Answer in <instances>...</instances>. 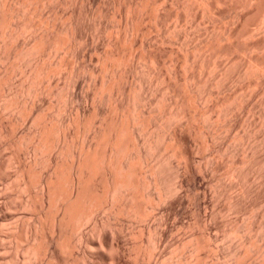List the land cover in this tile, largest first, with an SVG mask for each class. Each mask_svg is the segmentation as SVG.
<instances>
[{"label":"bare ground","instance_id":"1","mask_svg":"<svg viewBox=\"0 0 264 264\" xmlns=\"http://www.w3.org/2000/svg\"><path fill=\"white\" fill-rule=\"evenodd\" d=\"M94 1L64 0L73 6L64 20L47 14L59 10L61 0H0V153L7 155L0 156V264H264V215L254 212L262 195L257 199L258 191L248 185L264 165L262 147L252 144L259 123L250 113L257 109L246 102L245 89L238 94L234 87L237 80L247 83L242 87L264 88V0H167L185 11L175 14L177 21L192 16L196 25L197 17H205L216 26L235 20V28L207 33L192 47L184 34L179 59L185 77L181 61L174 60L178 55L166 68L140 33L134 36L147 9L154 22L149 29L163 31L159 0L151 10L139 0H126L125 7L115 2L122 13H116L120 20L114 17L119 21L113 39L105 36L113 41L107 43L111 49L93 48L102 68L88 61L83 44L96 37L84 30L78 5ZM243 37L253 41L244 44ZM135 46L144 52L137 55ZM237 50L248 54L245 64L237 61ZM218 57L231 59L230 71L216 65ZM85 76L94 92L81 96ZM88 99L98 104L88 108ZM239 111L251 116L243 119V135L235 131ZM222 138L234 145L220 143ZM208 176L215 200L227 201L223 207L216 201L206 219L200 216L207 192L200 191ZM224 178L242 198L228 194ZM13 189L18 202L6 198ZM187 203L198 212L199 232L181 241L173 230L195 226L178 221ZM18 209L32 219L14 218ZM229 212L237 218L219 221ZM234 237L232 246L219 244Z\"/></svg>","mask_w":264,"mask_h":264},{"label":"rangeland","instance_id":"2","mask_svg":"<svg viewBox=\"0 0 264 264\" xmlns=\"http://www.w3.org/2000/svg\"><path fill=\"white\" fill-rule=\"evenodd\" d=\"M62 2H61V4H60V6H61V8H59V10L58 9H56V10H50V9H47V14H50V16H57L58 17V19H61L62 17H64V20H65V16H66V18L69 16L68 14H69V12H71L72 11V9H73V6H72V4H65L64 5V3H63V1L64 0H61ZM117 1H119V0H98V2H97V0L96 1H94L93 2V4L95 5L96 4V6H94L92 3L90 4H87V3H84V6L83 5H78V7L79 8H81V12H83L82 14H86L87 13V11H88V15H89V17L87 16V17H85L86 15L84 14V16H83V21H84V23H82V25H83V28H84V30L86 31V33H87V35H89V36H91V38H93V37H96V38H93V39H89L90 40V42H89V40L86 42V43H88V44H83V49H84V51H86V58H87V60L88 61H91V58L94 60L93 61V64L94 65H96L98 68L100 67V68H102V66H101V64L99 63L98 64V62L95 60L96 58H97V54L96 53H94V51H93V48L95 47V45H99L101 48H102V51H105V50H109V48H110V46L108 47V44L112 41V39H113V36H111V34L113 33V34H115L116 33V29L118 30V28H117V26L118 25H116V24H118L117 22L120 20V18H118V15L117 14H121L122 13V11H118L119 10V8H117V6L114 4L115 2H117ZM123 4H124V7H125V4H126V2L127 3H129V1L130 0H120ZM150 1V2H149ZM155 1H157V0H139V2H141V3H147V5H148V7L147 8H149L150 10L153 8V7H155V4H154V2ZM235 1V0H234ZM96 2V3H95ZM159 2V3H158ZM157 2V6L159 5V8L158 9H160V15H161V19L164 21V29L165 30H167V31H165L163 28V31H160V30H157L156 31V29H154V28H152L153 30H151V29H149V28H151V26H153L154 25V22L150 19V17H149V10H148V12H147V10H146V12H142L141 13V15H140V19H144L143 21L142 20H140L139 21V23H138V27L140 28V31L138 30V29H136V31L134 32V36H135V34L136 35H138L139 33V38L141 39V40H143L144 41V43L146 42V44H150V46L152 47V49L154 50V51H156L158 54H160L161 56H162V59H163V61L165 62V65H166V68H169V66L173 63V62H175L174 60H180L179 58H181L182 56L181 55H183V54H181V53H184V51H182L183 50V48H181L182 47V42L184 41V39H185V37L188 35V34H190L188 37H187V39H188V41H189V39H190V41H189V47H192L193 45H197V44H201L202 43V41H203V38H205L206 37V35H207V33H215V34H223L224 33V31H225V29L226 28H235V20H231V19H223L222 21H219V22H217L216 24V26H214V22L213 21H209V20H207L205 17L204 18H201V17H197V24L195 25V23H194V21L192 22V19L194 18H192V16H189V17H191V18H188V19H185V20H181V21H177V19L175 18V14L179 11V13H181V14H183L185 11H184V9H178V7H173V9H175V10H173L172 9V7H170L169 5V7L167 6V3L169 2H167V0H166V4H165V2H164V0H159ZM163 2V3H162ZM237 2L235 1V3H233L234 5L236 4ZM164 4V5H163ZM168 4H170V3H168ZM90 5H93V7L92 6H90ZM162 5V6H161ZM87 6H88V8H89V10H91L92 9V11H89V10H87L88 8H87ZM161 6V7H160ZM230 6H231V4H230ZM85 7V8H84ZM92 7V8H91ZM96 8V10H95V8ZM103 7V8H102ZM106 7V8H105ZM123 7V8H124ZM233 7V6H232ZM91 8V9H90ZM113 8V9H112ZM170 8V9H169ZM101 9V10H100ZM116 9V10H115ZM104 10V11H103ZM238 10V9H237ZM53 11H55V13L53 12ZM57 11H58V13H57ZM96 11V13L94 14V12ZM100 11H102V16H101V14H100ZM116 11H118V12H116ZM239 12L238 13H241V14H245L247 11H246V9H239L238 10ZM98 12V13H97ZM119 12H121V13H119ZM231 12L233 13V12H235L234 11V9H232L231 10ZM58 14V15H54V14ZM94 15H93V14ZM106 13V14H105ZM113 13H115V15L113 14ZM117 13V14H116ZM123 13H124V11H123ZM53 14V15H52ZM64 14H65V16H64ZM97 14H98V16H100V17H97ZM142 14H143V16H142ZM63 15V16H62ZM68 15V16H67ZM108 15V16H107ZM116 15H117V17H116ZM105 16H106V18H105ZM145 16V17H144ZM174 16V17H173ZM56 17V18H57ZM114 17H116V18H118L117 19V22H116V18H114ZM144 17V18H143ZM102 18H104V19H102ZM92 19V20H91ZM95 19V20H94ZM99 19H100V21H99ZM102 19V20H101ZM175 19V20H174ZM63 21V20H62ZM105 23H104V22ZM188 21V22H187ZM60 22V21H59ZM86 22V23H85ZM178 22H179V25H178ZM181 22V23H180ZM91 23V24H90ZM103 25H102V24ZM141 23V24H140ZM177 23V24H176ZM192 23H194V26H193V24ZM102 26V27H100V26ZM147 25V26H146ZM176 25V26H175ZM177 25H178V27H177ZM92 26H94V28L92 27ZM114 26H115V28L116 29H114ZM180 26V27H179ZM182 26V27H181ZM197 26V27H196ZM200 26V27H199ZM257 25H253L252 26V29H257V27H256ZM91 27V28H90ZM99 27V30H100V32H99V30L97 29ZM105 27L107 28V27H109V29L107 28L106 29V31L104 30L105 29ZM104 28V29H103ZM87 29V30H86ZM102 29V30H101ZM91 30V31H90ZM97 30V31H96ZM103 30H104V32H103ZM109 30V31H108ZM114 30V31H113ZM149 30H151V31H149ZM88 31V32H87ZM96 31V32H95ZM101 31H102V33H104V35L103 34H101ZM112 31V32H111ZM138 31V32H137ZM159 31V32H158ZM211 31V32H210ZM99 32V33H98ZM108 32V33H107ZM161 32V33H160ZM89 33V34H88ZM93 33H95V34H93ZM99 34L98 36H95L96 34ZM109 33H110V35H109ZM187 33V35L185 36L184 34H186ZM92 34V35H91ZM160 34V35H159ZM183 34V36H181ZM107 35H109V36H111L112 37V39H111V37H109L108 39L106 38L107 37ZM163 35V36H162ZM165 35V36H164ZM180 35V37H181V40H180V37H178ZM106 36V37H105ZM167 36L169 37V38H167ZM185 36V37H184ZM162 37V38H161ZM183 37V38H182ZM110 39H111V41H110ZM242 39V38H241ZM240 39V41H242L244 44H246V43H248V42H250V41H248V42H246L247 40H249V39H247V38H245L244 39V37H243V39L241 40ZM255 40H257L256 38H254ZM95 40V41H94ZM108 40V41H107ZM162 40H164V41H162ZM166 40V41H165ZM177 40V41H176ZM202 40V41H201ZM246 40V41H245ZM110 41V42H109ZM178 41H180L179 43H178ZM253 41V40H252ZM251 41V42H252ZM109 42V43H108ZM113 42V41H112ZM199 42H201V43H199ZM91 43V44H90ZM108 43V44H107ZM127 43H129V42H127ZM191 43V44H190ZM230 43V41L228 42L227 40H226V42L225 41H223V44L224 45H222V46H225V44H229ZM107 44V45H106ZM222 44V43H221ZM178 45V46H177ZM243 45V44H242ZM127 47V46H126ZM136 48L133 50V52H135L136 54L137 53H139V51L142 53V52H144V51H142L143 49L140 47V46H135ZM128 48H129V45H128ZM128 48H127V53L129 52L128 51ZM111 49V48H110ZM178 50H179V54H178ZM174 51V52H173ZM182 51V52H181ZM88 52V53H87ZM235 53H236V55H235ZM163 54V55H162ZM174 54L175 55H178V56H175V58L176 59H174ZM181 54V55H180ZM87 55H88V57H87ZM138 55V54H137ZM234 55H235V57H236V59H237V61L238 62H241L242 64L244 63V61L245 62H247L248 60H249V56H248V54H246V53H244L243 51L241 52V50H237V51H234ZM174 59V60H173ZM181 59H183V57L181 58ZM214 59H212V61H213ZM217 60V61H216ZM216 60H214V61H216L215 63H216V65H217V63H223V66H224V64H225V72H227V70L228 71H230L229 69H228V67H226V66H230L231 65V63H233L232 61H230L231 59L230 58H226V57H218V59H216ZM138 61V60H137ZM136 61V62H137ZM181 61V60H180ZM229 61V62H228ZM182 62V63H181ZM179 64V70L180 71H182V69H181V67L183 68V66H184V64H183V61H181ZM240 63V64H241ZM142 64H144V62H142L141 64H140V60H139V62H138V66L140 67V70H143L144 68V70L143 71H145L144 73H148V72H146V71H149L146 67H145V65H142ZM181 64L183 65V66H181ZM234 64V63H233ZM237 64H239V63H237ZM236 64V65H237ZM245 64V63H244ZM144 66V67H143ZM232 66V65H231ZM234 66V65H233ZM238 66V65H237ZM142 67V68H141ZM212 67H214V66H212ZM226 68H227V70H226ZM232 68H235L236 69V67H232ZM147 69V70H146ZM183 69H185V68H183ZM233 70V69H232ZM212 71H214V69H211V74H212V76L215 74H217V71H214V72H212ZM234 71V70H233ZM141 72V71H140ZM184 72V70L182 71V75L184 74V77H185V73H187V72H185V73H183ZM235 72V71H234ZM219 73V72H218ZM222 73V72H221ZM232 73V72H231ZM234 74V73H233ZM187 75V74H186ZM214 75V76H215ZM221 75V74H220ZM223 75V74H222ZM211 75H209V78H211L212 77ZM213 76V77H214ZM212 77V78H213ZM223 77V76H222ZM211 78V79H212ZM87 79H88V76H87ZM248 80H247V82H250V81H252V80H250L249 78H247ZM228 80V79H227ZM250 80V81H249ZM85 81V82H84ZM89 80H87L86 81V76H85V78L83 79V82H82V86L84 85V83H85V85H87V86H84L83 88L81 87V89H80V95H81V93H82V95H85L86 94V92L88 93L89 91H91L90 93H93L94 92V89L93 88H91L89 85H88V82ZM230 81V80H229ZM233 81V82H232ZM234 81L235 80H232L231 79V82L233 83V85H234ZM244 81H245V79H244ZM254 81H255V79H254ZM230 82V84H229V86L232 84ZM237 80H236V85L234 86L235 87V89H236V86H237V92H238V94L241 92V91H244V90H242V89H245V93L243 92H241L244 96V98H245V100H246V102L247 101H251L250 103H249V105H250V107H252V106H254V107H256V109H257V112H256V110H255V108H253L252 107V109H254L255 110V114H254V112H252V113H250L251 114V116L252 115H256L258 118H255V121H256V125H257V123H259L258 125L261 127V128H259V126L257 125L256 127V129L258 130L257 132H259L258 134H256V135H258V136H255L256 138H255V141L254 142H252V144H255L256 146L257 145H260L261 147H259V148H261V152H262V154H264V143H262V142H264V141H262V140H260V139H262L263 138V140H264V125H262V124H264L263 123V121L262 120H264V119H262V117H264L263 115V113H264V104H263V101H264V95L262 94L263 92H264V88H262L261 86H259L258 87V85H256L255 86V83H254V85H252L250 88L249 87H242L241 85H243L244 86V84H245V82H244V84H242L243 82H241V81H239V82H241V83H239L238 82V84H237ZM149 83V82H148ZM226 83L228 84L229 82H227L226 81ZM154 84H156V85H154V88H155V86H157V83H154ZM240 84V85H239ZM247 84V83H246ZM245 84V85H246ZM151 85V84H150ZM150 85H147V86H150ZM233 85H231L230 87H231V89H233L234 91L233 92H235L236 90L234 89V88H232V86ZM89 86V87H88ZM229 86H228V89L226 90L227 91V93L226 92H223V93H225L226 95H229V93H230V91H229V93H228V90H231L230 88H229ZM238 86L241 88H238ZM158 87V89H161L162 88V84L160 85H158L157 86ZM160 87V88H159ZM253 87V88H252ZM257 87V88H256ZM262 89H261V88ZM91 88V89H90ZM153 88V87H152ZM248 90H247V89ZM259 88V89H258ZM93 89V90H92ZM253 89H255V90H253ZM93 91V92H92ZM159 91V90H158ZM255 91V92H254ZM257 91V92H256ZM261 91V92H260ZM248 94H247V93ZM225 94H223V96L225 95ZM231 94H232V91H231ZM81 95V96H82ZM225 95V96H226ZM246 95V96H245ZM253 95V96H252ZM250 96H251V98H250ZM248 99V100H247ZM251 99V100H250ZM88 102V103H87ZM87 102L85 101L84 103L88 106V108H93L94 106L93 105H97L96 104V102L95 101H92L91 99L89 100H87ZM95 103V104H94ZM256 103V104H255ZM255 104V105H254ZM256 105H258V106H256ZM263 105V106H262ZM261 107V108H260ZM263 107V108H262ZM253 110V111H254ZM262 111V112H261ZM241 111H239V113L237 112V113H235V117L237 118L236 120L238 121V119H239V117H240V122L244 119L245 120V118H247V116H248V114H249V112H246V111H242V113H240ZM259 112H260V114H259ZM245 113V114H244ZM257 113V114H256ZM261 113L263 114V115H261ZM238 116V117H237ZM251 116H248L249 118L251 117ZM260 116H262L261 117V119H260ZM241 118H242V120H241ZM252 119H254L253 118V116L251 117ZM250 118V119H251ZM257 119V120H256ZM243 120V122H239V124L236 126V130L235 131H237V133H239V134H241V135H243L244 133L243 132H247L246 131V126H244L243 124H245V121ZM247 120V119H246ZM260 121V122H259ZM262 121V122H261ZM243 123V124H242ZM243 128V129H242ZM242 130V131H241ZM262 130V131H261ZM243 133V134H242ZM228 137V133H223V135L222 136H224V139L226 138V136ZM230 139H232V138H230ZM228 140L227 139V142H226V140L224 141L223 140V138H222V141L221 140H218V141H220V143L221 142H226L227 143V145L228 144H230L232 141L231 140ZM258 140V141H257ZM260 140V141H259ZM229 141V142H228ZM223 142V143H224ZM233 142H234V140H233ZM231 143V144H233L234 145V143ZM261 142V143H260ZM219 143V142H218ZM258 143V144H257ZM230 144V145H231ZM263 145V146H262ZM239 148V147H238ZM240 149V148H239ZM262 149H263V151H262ZM201 152V151H200ZM261 152H260V155H259V157H261L262 159H263V157H264V155H262L261 154ZM4 153V152H3ZM3 153H0V156H1V159H7V155H3ZM201 154H202V152H201ZM201 154L198 152V154H197V156L199 157V155H200V157H201ZM263 157H262V156ZM202 156H203V154H202ZM210 156H212V157H215V155H210ZM212 157H209L208 156V159L210 158H212ZM203 158H204V156H203ZM202 157H201V159H203ZM260 158V159H261ZM206 159H207V157H206ZM213 159V158H212ZM215 159V158H214ZM261 159V161L264 163V159L262 160ZM204 161H205V159H204ZM203 161V162H204ZM263 163H262V165H263ZM261 165V166H262ZM263 167V170L262 169H260V170H262V171H259L256 175H253V176H250V177H252V178H248V185L249 186H251L252 188L254 187V189L256 190L255 192H257V193H255L256 194V198L258 199V196L259 195H257V194H259L260 193V195H262V196H259V201H260V205H258V207L257 208H255V215L258 213H261V214H263L264 215V186H262V185H264V165L262 166ZM261 167V168H262ZM11 170V169H10ZM12 172V171H11ZM257 175H259V176H257ZM256 177V178H255ZM210 178L213 180V177L210 175ZM209 178V176H208V180L207 181H209L208 183L210 184H212L213 182H210V179ZM255 179V180H254ZM225 180H227V181H225ZM250 180V181H249ZM260 180V181H259ZM225 181V182H224ZM224 187H226V185L229 183V185H227V186H229V189H228V191L227 190H225V191H227L228 192V194H230L231 196H233V197H239V199H240V197L242 198V195L240 196V194H242L241 193V191H239L238 189H236L235 190V188H230L231 186V182H229V179H225L224 178ZM263 181V182H262ZM228 182V183H227ZM207 183V184H208ZM254 183V184H253ZM205 185L204 187V189H205V191H200V194H202L203 195V193H205V192H207V194H206V196H205V199H206V201H207V204L205 205V208L203 209H201V216L200 217H202L203 218V216L205 217V215H207L205 218L206 219H208L209 217H210V214H212V209L214 210L215 208H216V206H215V203H216V201L217 202H219V206H220V204H222L221 206L223 207V206H225V204H226V199H223V197H222V199H221V201L219 200H215V199H217V195H216V193H215V189H213L214 187L210 184H208L209 185V187H208V185ZM251 184V185H250ZM206 186H207V188H206ZM213 187L212 189H210V187ZM262 187V188H261ZM260 188V189H259ZM207 189V190H206ZM225 189V188H224ZM15 189H13V191H14ZM12 190L9 192L10 194H8L7 193V199H8V196H9V198L14 202V201H17V200H19L18 198H16L17 196H16V190L13 192ZM212 193H211V192ZM202 192V193H201ZM226 192V193H227ZM196 193H199V192H196ZM214 193H215V195H216V197H215V195H214ZM12 194H14V195H12ZM18 194V193H17ZM10 195H11V197H10ZM227 195V194H226ZM238 195V196H237ZM185 197H186V195H184ZM230 196V197H231ZM188 197V196H187ZM186 197V198H187ZM228 197H229V195H228ZM232 197V198H233ZM261 197V198H260ZM255 198V199H256ZM219 199V198H218ZM256 199V200H257ZM190 200V199H189ZM254 200V199H253ZM212 201H214V202H212ZM18 202V201H17ZM211 203V204H210ZM190 203H187L186 205H185V207H184V212H183V215H180V216H178V217H180V218H178L179 220V223L180 224H184L185 223V225H187V224H189V223H191L192 225L194 224L195 226H192V227H185V228H182V230H184V231H181L180 230V227L181 226H179L177 229H179V230H177L176 228L173 230V232L175 233V235H177L178 237H180V238H178V240L180 239H182L181 241H184V238H186L187 236H192V235H196V233H198L199 232V227L195 224L197 221H196V219H197V216H196V213H198V212H196L195 213V208H192V204H190ZM209 204V205H208ZM215 206V208H213L214 206ZM217 205V204H216ZM262 205V206H261ZM213 206V207H212ZM218 206V205H217ZM219 206H218V208H219ZM194 207V206H193ZM208 207H209V209H208ZM187 208V209H186ZM217 209V208H216ZM215 209V210H216ZM257 209V210H256ZM21 209H18V210H16V212H15V210L14 211H12V215H14L15 217L14 218H18L20 221H22V220H24V221H26V219H32V215L33 214H31L30 212L28 213V212H26L28 215H26V213H24L22 210L20 211ZM187 212H186V211ZM209 210V211H208ZM18 211V212H17ZM194 212V213H193ZM205 212L207 213V214H205ZM257 212V213H256ZM8 213H10L11 214V211L10 212H8ZM185 213V214H184ZM188 213V214H187ZM209 213V214H208ZM21 214V215H20ZM204 214V215H203ZM257 214V215H258ZM261 214H259V215H261ZM11 215V216H12ZM194 215V216H193ZM19 216H21V217H19ZM22 216H24V218L22 217ZM26 216V217H25ZM32 216V217H31ZM209 216V217H208ZM222 216V215H221ZM219 217V221H220V219H222L223 218V220H226V219H228V220H231V219H236L237 218V215L235 216V214L233 213L232 214V212H229V213H224V215L222 216V217ZM262 216V215H261ZM208 217V218H207ZM177 218L175 219V220H177ZM204 218V219H205ZM15 219V220H16ZM174 220V221H175ZM222 221V220H221ZM176 223H177V221H176ZM179 224V225H180ZM191 224H189V225H191ZM197 226V227H196ZM190 228V229H189ZM90 229L91 228H89V226H87L86 227V230H89L87 233H90ZM176 230V231H175ZM196 230H197V232H196ZM178 232H180L179 234H178ZM217 230H216V234H217ZM185 233V234H184ZM218 233H220V231L218 232ZM183 235V236H182ZM126 237L128 238V240L127 241H129V242H131V237L127 234L126 235ZM190 237H187V239H185V241H187L188 239H189ZM237 238H231L230 240L229 239H227L229 242H227V241H225L226 239H224V243H222V241L223 240H220L219 241V244L220 245H222L223 244V246H225V245H229V246H232L233 244H236L237 243V240H236ZM233 240V241H232ZM236 240V241H235ZM234 241H235V243H234ZM227 242V243H226ZM232 242V244H230ZM229 246H226V247H229Z\"/></svg>","mask_w":264,"mask_h":264}]
</instances>
